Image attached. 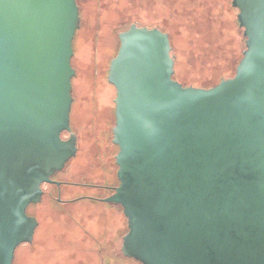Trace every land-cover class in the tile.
I'll return each mask as SVG.
<instances>
[{
  "label": "water",
  "instance_id": "1",
  "mask_svg": "<svg viewBox=\"0 0 264 264\" xmlns=\"http://www.w3.org/2000/svg\"><path fill=\"white\" fill-rule=\"evenodd\" d=\"M245 49L209 88L173 79L167 33L131 24L108 66L121 252L140 264H264V0H231ZM76 0H0V264L30 243L41 185L75 155Z\"/></svg>",
  "mask_w": 264,
  "mask_h": 264
},
{
  "label": "rangeland",
  "instance_id": "2",
  "mask_svg": "<svg viewBox=\"0 0 264 264\" xmlns=\"http://www.w3.org/2000/svg\"><path fill=\"white\" fill-rule=\"evenodd\" d=\"M76 2L79 25L73 40L72 64L75 74L71 80L76 104L74 102L71 107L70 116L72 124H76V129L82 134L83 150L79 155L81 158L85 156L88 162L96 160L88 153V147L92 144L102 147L105 141L103 136L107 134L109 139L112 138V133L108 132L114 124V90L106 83V71L118 48L116 34L131 23L147 28L156 27L168 34L174 57L172 77L183 86L209 88L233 76L245 49L242 28L237 24V10L233 9L230 0ZM116 151L115 148L113 154ZM62 177L68 179L63 174L58 175V179ZM91 192L92 189L85 187L63 186L62 198ZM41 205L43 208L40 209L48 208L47 197ZM103 206L106 205L86 200L53 203L48 214L41 216L42 223L50 225V239H45L43 234L36 237L38 245L42 246L40 249L32 242L20 245L15 251L13 264H102L90 255L73 259L70 256L67 258L66 254L73 255L71 253L77 246L70 238L76 223H88V227L97 230L101 225L105 228L117 221L120 233L125 231L126 220L122 213L117 217L111 209H107L101 214L98 210L105 209ZM81 240L86 247L92 248L87 237L83 235ZM103 264L111 263L104 261ZM114 264L139 263L132 258L120 257Z\"/></svg>",
  "mask_w": 264,
  "mask_h": 264
},
{
  "label": "flooded vegetation",
  "instance_id": "3",
  "mask_svg": "<svg viewBox=\"0 0 264 264\" xmlns=\"http://www.w3.org/2000/svg\"><path fill=\"white\" fill-rule=\"evenodd\" d=\"M131 24L137 25V23H131ZM137 26H141V25H137ZM73 105H74V99L72 100L71 107ZM69 123H70L71 131L70 132L63 131L60 136L62 139L66 140L69 139L71 135H74L75 143H76L75 155L72 156L66 162L62 170L55 172L51 176V179L54 182L43 183L41 185L43 194L41 196L40 201L36 204H29L26 208L27 214L33 216L37 220V226L34 229L33 238L31 242L33 243V245L35 244L36 248L39 249L42 246L41 244L38 245V240H36V237L43 234L45 235V239L48 240L50 239L48 238V235L51 230L49 223H47L46 225L42 223L41 216L44 215V213H46V215L48 214L51 205L53 203L68 204V203H74L77 201H85V200L96 201V202L104 203L106 205L103 206V208H105L103 210L99 208L98 211L101 212V214L107 212L108 211L107 209H111L112 212L117 215V217L119 216V213H122V215L124 216L122 212V208L119 204L114 202H106L103 200L109 197L111 194H113L114 188L119 184L117 178L118 167L115 162V154L117 153V151L116 153L113 154L114 149L117 146L112 142V138L109 139L108 137L109 134H107V136H103L105 141L102 147H99L100 145L94 146V144H92L93 146L88 147L89 150L87 148L85 149L88 150V153H91V155H93L92 156L93 159L94 158L96 159L95 161L88 162L84 159L85 156L81 158L79 155L83 150L81 144L82 134L76 129V124L75 125L72 124L71 116L69 117ZM108 133H112V127ZM62 174L65 175V177L68 179H65L63 177L58 179V175H62ZM63 186L65 187L74 186L78 188L85 187L88 189H92V192L89 194L82 193L79 195L62 198ZM46 197L48 201V208L40 209V207L43 208L41 204ZM88 226H89L88 223L87 224L76 223L73 226L74 233L70 236V238L72 242L74 241V243L77 246L76 249L71 253L73 255L66 254L67 258H69L68 256H70L73 257V259H79L83 255H90L94 257V259L100 260L102 264L104 261L105 262L110 261L111 264H114V262L116 263V261L120 257L127 258L122 254L120 249L122 237L127 232V220H126V224L124 221L125 231L123 233H120L119 224L117 221H113L111 226L107 227L106 225L105 228L103 225H101L97 230L93 228L91 229ZM83 235L89 239V241L92 244V248L85 246V244L81 240V236Z\"/></svg>",
  "mask_w": 264,
  "mask_h": 264
},
{
  "label": "trees",
  "instance_id": "4",
  "mask_svg": "<svg viewBox=\"0 0 264 264\" xmlns=\"http://www.w3.org/2000/svg\"><path fill=\"white\" fill-rule=\"evenodd\" d=\"M230 3H231V0H230ZM234 9V8H233ZM237 10V9H236ZM237 24H238V21H237ZM239 26V25H238ZM116 38H117V41H118V47H119V39H118V34H116ZM74 49V48H73ZM117 50H118V48L116 49V52H117ZM116 52L114 53V55H113V57L115 56V54H116ZM73 57H74V55H73ZM73 57H72V59H73ZM241 59V58H240ZM71 64H72V60H71ZM72 66H73V64H72ZM109 66V65H108ZM74 68V67H73ZM107 72H108V68H107V71H106V83H107V85L109 86V87H111L113 90H114V96H115V88L111 85V84H109L108 83V81H107ZM71 83H72V81H71ZM74 89H73V84H72V90H71V93H72V96H73V99H74V102H75V104H76V99H75V95H74ZM112 103H113V100H112ZM112 115H113V117H114V103H113V109H112ZM115 120V119H114ZM118 147H116V149H117ZM118 150V149H117ZM17 249H18V247H17ZM16 249V250H17ZM139 263V262H138ZM140 264V263H139Z\"/></svg>",
  "mask_w": 264,
  "mask_h": 264
}]
</instances>
